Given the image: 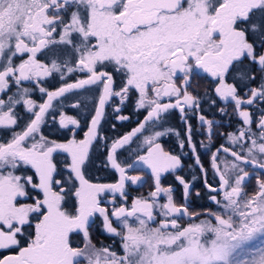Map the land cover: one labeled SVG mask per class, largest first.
<instances>
[{
    "label": "snow or ice",
    "instance_id": "6c2138e0",
    "mask_svg": "<svg viewBox=\"0 0 264 264\" xmlns=\"http://www.w3.org/2000/svg\"><path fill=\"white\" fill-rule=\"evenodd\" d=\"M194 69L214 85L205 92L209 107L223 101L220 113L227 115L231 106L241 121L238 134L227 133V140L241 150L221 144L212 153L219 186L205 181V187L216 208L201 213L190 211L188 204L177 206L174 189L162 186V174L172 172L183 186L184 199L191 194L189 182L176 174L182 168L180 156L156 142L173 131L167 129L145 137L147 155L138 158L151 169L155 189L132 199L130 207L121 204L109 213L100 206L101 197L112 193L110 202L115 203L118 193L126 202L125 182L140 180L126 175L117 149L171 109H179L185 123L188 110L203 111L201 98L189 91ZM54 72L62 81L65 74L76 72L86 73L87 79L48 91L40 82ZM23 81H35V88L21 89ZM13 85L19 99H0V133L12 132L11 139L0 142V250L11 253L0 256V264H264V173L256 176L249 194L251 174L237 163L264 169V0H0V93L7 94ZM86 85L103 88L84 138L59 143L42 134L45 114L55 121V113H49L53 100ZM35 89L47 96L38 105L27 98ZM133 90L138 93L136 108H147V115L108 149L107 164L119 180L90 182L85 175L89 146L98 139L105 105L114 97L124 104ZM162 97H174L175 102L162 103ZM21 101L33 118L15 132L19 117L14 108ZM257 102L258 120L245 110ZM198 118L211 139L213 120L203 114ZM58 123L60 129L81 127L62 110ZM179 145L190 147L195 156L189 168L199 166L204 172L190 124L187 140L180 139ZM221 151L232 157L223 161V169L218 163ZM56 153L67 154L63 169ZM97 213L104 231L121 237L122 254L92 243L89 229ZM116 222L122 232L114 227ZM73 234H82L83 247L73 246Z\"/></svg>",
    "mask_w": 264,
    "mask_h": 264
},
{
    "label": "trees",
    "instance_id": "16d2710c",
    "mask_svg": "<svg viewBox=\"0 0 264 264\" xmlns=\"http://www.w3.org/2000/svg\"><path fill=\"white\" fill-rule=\"evenodd\" d=\"M39 58L42 62H48L43 56H40ZM60 75V73L54 72L52 75L46 77V79L44 78L40 82V85L45 87L48 91H55L57 88L61 87L64 82L74 83L79 79H87V74L82 72L65 74L64 81L60 79ZM180 81L181 80H178V82ZM253 86L256 85L253 84ZM25 87L29 89L35 88V86H32L29 82H22L21 89ZM213 87L214 85L209 80L193 75L191 87L189 89L190 92L198 95L201 98L203 111L199 114L205 115L207 119H211L214 122L211 139L209 138L207 127L199 125V114H197L195 110L187 111V120L188 123L193 127L194 131H199V136L197 134H192V136L197 149L196 155H199L203 168L205 169V181L215 187V181H217L218 175H216V173L213 171L211 165L212 153L215 152L221 144L232 147L235 150L240 149L239 145L233 146L227 140V133L232 132L238 134L237 129L240 126L241 121L239 120L238 116L233 114V108L231 106L226 108L227 115H222L220 113L219 108L225 107V103L222 101L219 102L218 107H209L210 102H206L205 92L206 90H211ZM118 89L119 87H117V90ZM17 92L18 89L13 85L7 94L3 93L2 99L7 101L8 96L16 95ZM100 92L101 85H86L84 88L75 89L72 92L65 94V97L53 100V107L49 109V113H55V121L53 120V115L45 114L44 122L40 126L41 133L49 136V138H55L59 143H66L67 140L72 139L73 137L76 140L83 139L84 133L88 130L91 117L95 114V107L98 103ZM212 94L214 95V93ZM16 98L19 99V96L16 95ZM27 98L33 99L36 104H41L47 99V96L40 93L38 89H35L34 91L29 92ZM137 99V94L133 90L124 104H120L118 101H112V104L108 103L104 116L102 117L100 125L97 129L98 139L93 140L92 144L89 146L90 162L85 169V175L86 178L90 180V182L113 184L118 181V172H116L115 169L111 168V166L107 164V152L115 140L127 135L134 128L139 127L140 123L144 122V117L147 115V108L137 109ZM77 102L80 103V107L72 108L71 105ZM117 106L121 108L119 114L114 112V108ZM259 106L260 104L254 107L256 120H258L260 116ZM4 110L7 109L5 108ZM61 110L67 115L78 119L80 121L81 127L79 129H75L74 131L72 130L74 126H69L68 129H60L58 121L59 112ZM14 111L19 119L18 125L14 126L12 131L21 132L26 127L27 123L30 122L32 116L30 113L26 112L22 101L20 104L15 106ZM118 115L128 116L129 119L121 121L117 118ZM158 123H161L164 126L155 129V127H157L155 125ZM251 127L255 128V124H253ZM165 129H173V131L166 133L161 138H157L156 142L161 145L164 151L180 156L182 160V168L180 170H176V174L183 176L186 181L189 182L191 185V194L188 197V201L185 202L183 186L179 185V183L175 180V175L173 173H168L162 178V186H171L174 189L173 196L177 206H180L181 204H188L190 211L201 213L205 212L206 209H215L216 205L213 204L208 198L210 193L205 187L204 181L202 179V172L198 166L195 168H189L190 164L195 163V156L191 154L190 148L187 145L183 149L180 148L179 140H187L188 131L185 123L181 121L180 116H178L176 112L167 113L159 120L148 122L145 129H143L140 133H137V135L134 136L128 144L117 149L115 154L117 162L120 163L125 169L129 168V165L132 166V164L138 160L139 156L144 155L147 151V145L143 142L139 144V141H142L147 136L154 135L157 131L166 132ZM176 133H179V137ZM11 136V131L0 133V142H6L7 140L11 139ZM132 148H134V150L132 151L131 155L128 156V151H130ZM245 149L244 152H246ZM190 154L192 157H190ZM54 156L59 167L63 169L64 160L67 158V154L56 153ZM229 156V154L220 152L218 163H220L223 158L225 159ZM246 169H249V167L245 166V170ZM127 171L129 174L142 177L143 179V182L140 186L127 188L126 192L128 199L125 203L128 205L131 204L134 197H147L148 193L155 189V184L152 175L143 169L129 168ZM193 177H195V179H193ZM254 177L256 176L251 175L250 180L246 182V191L249 194H252L255 190L256 180ZM197 193H200V195L197 196ZM105 197H108V194H106ZM116 200L120 202V199L117 198ZM202 217L203 216H201V218ZM93 226V234L90 235L92 243L97 248L108 247L110 250L113 249L117 252L119 240L112 236L103 234V232L100 230V225L97 222L94 223ZM72 244L74 247H82L84 244L83 237H81L80 234H73Z\"/></svg>",
    "mask_w": 264,
    "mask_h": 264
},
{
    "label": "rangeland",
    "instance_id": "374dc122",
    "mask_svg": "<svg viewBox=\"0 0 264 264\" xmlns=\"http://www.w3.org/2000/svg\"><path fill=\"white\" fill-rule=\"evenodd\" d=\"M17 64L20 62L18 59H17V61H15ZM194 71H196V72H201L200 70H198V69H195ZM202 73V72H201ZM203 74H205V73H203ZM46 79V78H45ZM116 84H117V87H120V82H119V77L117 76L116 78ZM32 86H35V81H28ZM182 82V80L180 81V82H178V83H181ZM253 86V85H252ZM253 87H255V86H253ZM102 88H103V85H101V90H102ZM39 91V90H38ZM134 92H135V90H134ZM136 93V92H135ZM137 94V97H138V93H136ZM112 101H118V102H120L119 101V98L118 97H114V98H111L110 100H109V103L110 104H112L111 102ZM161 102L162 103H169V102H172V103H174L175 102V98L174 97H172V98H169V97H162L161 98ZM223 102V101H222ZM225 103V102H224ZM38 105V104H37ZM259 105V102H257V104L256 105H254V106H252V107H248V106H245V110H249V111H253L254 113H255V111H254V107L255 106H258ZM250 108V109H249ZM36 110H38V108L36 109ZM27 112V111H26ZM31 114V113H30ZM31 116H32V114H31ZM33 118V117H32ZM169 118V117H168ZM198 122H199V125H201L200 124V121L198 120ZM188 125H189V123H188ZM155 126H157V127H155V129H158L159 127H163L164 125H162L161 123H158V124H156ZM207 127V126H206ZM165 128H168V127H165ZM253 129V131L254 132H256V134L258 135L259 134V130L258 129H256V127L254 128H252ZM166 130V129H165ZM165 132V131H164ZM167 133H169V132H167ZM192 134H197L198 136H199V131H194L193 130V127H192ZM162 137V136H161ZM160 137V138H161ZM144 141V139L142 140V141H139V144H141L142 142ZM31 141H29V143H30ZM249 143H251L250 141H248L247 142V144L248 145H250ZM134 150V148H132V149H130V151H128V156H130L131 155V153H132V151ZM237 151H240V149H236ZM246 150V149H245ZM222 152V151H221ZM246 153V152H245ZM189 154V153H188ZM192 155H193V153H191ZM190 154V157H192V155ZM144 155H147V151H146V153L144 154ZM174 155V154H173ZM231 160L232 159V157L231 156H229L228 158H223L221 161H220V163L219 164H221L220 165V167H221V169H223L224 168V164H223V161L224 160ZM237 163H240V165H241V167H243L244 169H245V166H248L249 167V169H246L247 171H249L250 172V174L252 175V176H257V175H260L261 173H264V169H260L259 171H255V170H253V168L251 167V164H247V165H245V164H243L242 162H237ZM129 168H131V169H143V170H145V171H147L148 173H150L151 175H152V173H151V169H149L146 165H144L142 162H140L139 161V159L137 160V161H135L133 164H132V166L131 167H129ZM129 168H126L125 169V171H126V175L127 176H133L132 174H129L128 173V171L127 170H129ZM177 170H180V169H177ZM214 171V170H213ZM168 173H172V172H165V173H163L162 174V178L166 175V174H168ZM118 177H119V173H118ZM255 178V180H256V177H254ZM119 180V179H118ZM250 180V179H249ZM142 182H143V179H142V177H140V180L136 183V184H132L131 183V181L130 180H128V181H126L125 182V192L127 191V188L128 187H137V186H140L141 184H142ZM248 182V181H247ZM256 183V182H255ZM219 186V178L217 177V181H215V187H218ZM127 193V192H126ZM183 193H184V190H183ZM106 194H108V197H105V195ZM106 194H104L102 197H101V207H104V208H107L108 209V211H109V213L111 212V211H113L114 210V208H116V207H119V206H121V204H124L126 207H130L131 206V204H126L125 203V201H124V199L122 198V197H120L119 196V194L117 193V194H115V203H112V202H110V201H112L113 200V194L112 193H106ZM120 199V202H118L116 199ZM134 198H136V197H134ZM165 200H166V197L165 198H163V199H161L160 200V203H163V202H165ZM188 201V199L187 200H185V202H187ZM96 217L95 218H92L93 219V221H94V223H98L100 226V230H101V232H103V234H105V235H108V236H112V237H114V238H117L118 240H119V247H118V249H117V253L118 254H122V249H121V243H122V240H121V237L120 236H113V235H111V234H109V233H107L106 231H104V228H103V218L102 217H100L99 216V214L97 213L96 215H95ZM204 217H202L201 219H203ZM113 220H115V218H112ZM187 217H185L184 218V220L183 221H181V223H185L186 221H187ZM196 222H199V221H196ZM93 223V224H94ZM93 224H92V227L89 229V232H90V235L91 234H93V228H94V226H93ZM114 227H117V229H118V231H123L122 230V228L119 226V222H116V223H114ZM81 235V237H83L82 236V234H80ZM84 245V244H83ZM83 247V246H82ZM3 251H5V250H0V252H3ZM111 251H114L113 249L111 250ZM116 252V251H115ZM6 254V253H5ZM6 255H8V254H6ZM1 256V255H0Z\"/></svg>",
    "mask_w": 264,
    "mask_h": 264
},
{
    "label": "flooded vegetation",
    "instance_id": "af4514ba",
    "mask_svg": "<svg viewBox=\"0 0 264 264\" xmlns=\"http://www.w3.org/2000/svg\"><path fill=\"white\" fill-rule=\"evenodd\" d=\"M194 70H195V69H194ZM194 70H193V71H194ZM194 75H196L197 77H203V78H205L206 80H209V81H210V78H206V74H203V73H201V72L199 73V72L194 71ZM27 82H28V81H27ZM25 83H26V82H25ZM2 96H3V93H1L0 99H2ZM108 103H109V101H108ZM108 103H107V105H108ZM107 105H106V107H107ZM106 107H105V109H106ZM170 112H176L177 115L180 116V115H179V112L176 111V110H169L167 113H170ZM167 113H164L162 116L166 115ZM162 116H161V117H162ZM154 121H156V120H154ZM151 122H153V121H151ZM13 129H14V127H13ZM251 167H252V165H251ZM253 170H254V169H253ZM259 170H260V169L255 170V171H259ZM95 217H96V216H94L93 218H95ZM5 253L8 254V255L11 254V253H9L8 251L5 250V251H3V252H0V255H1V256L6 255Z\"/></svg>",
    "mask_w": 264,
    "mask_h": 264
},
{
    "label": "water",
    "instance_id": "95a60500",
    "mask_svg": "<svg viewBox=\"0 0 264 264\" xmlns=\"http://www.w3.org/2000/svg\"><path fill=\"white\" fill-rule=\"evenodd\" d=\"M23 82H27V81H23ZM0 96H1V93H0ZM106 105H107V103H106ZM106 105H105V107H106ZM171 110H176V111H178L179 112V115H180V118H181V113H180V110L179 109H171ZM163 115V114H162ZM181 121L183 122V123H185L184 122V120H182L181 119ZM185 126H186V128H187V131H188V125H187V123H185ZM186 134H187V132H186ZM190 148V147H189ZM190 151H191V153H192V150H191V148H190ZM198 168H199V166H198ZM253 168V167H252ZM200 169V168H199ZM254 170H258L259 168H253ZM202 172V171H201ZM202 179H203V181H204V183H205V179H206V173H205V171L204 172H202Z\"/></svg>",
    "mask_w": 264,
    "mask_h": 264
},
{
    "label": "bare ground",
    "instance_id": "6f19581e",
    "mask_svg": "<svg viewBox=\"0 0 264 264\" xmlns=\"http://www.w3.org/2000/svg\"><path fill=\"white\" fill-rule=\"evenodd\" d=\"M205 184V183H204ZM207 188V187H206ZM207 190L209 191V189L207 188Z\"/></svg>",
    "mask_w": 264,
    "mask_h": 264
}]
</instances>
